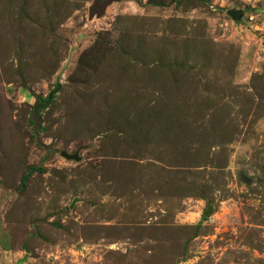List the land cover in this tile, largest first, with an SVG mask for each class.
<instances>
[{
    "label": "rangeland",
    "instance_id": "obj_1",
    "mask_svg": "<svg viewBox=\"0 0 264 264\" xmlns=\"http://www.w3.org/2000/svg\"><path fill=\"white\" fill-rule=\"evenodd\" d=\"M0 264H264V0H0Z\"/></svg>",
    "mask_w": 264,
    "mask_h": 264
},
{
    "label": "water",
    "instance_id": "obj_2",
    "mask_svg": "<svg viewBox=\"0 0 264 264\" xmlns=\"http://www.w3.org/2000/svg\"><path fill=\"white\" fill-rule=\"evenodd\" d=\"M242 14V11H237V10H228L227 11V15L231 18V19H238ZM34 114H32V120L35 122V128L38 129L39 128V120L37 118H34ZM61 156H63L66 159H72V160H78L77 156L75 155H68L65 152H61Z\"/></svg>",
    "mask_w": 264,
    "mask_h": 264
},
{
    "label": "trees",
    "instance_id": "obj_3",
    "mask_svg": "<svg viewBox=\"0 0 264 264\" xmlns=\"http://www.w3.org/2000/svg\"><path fill=\"white\" fill-rule=\"evenodd\" d=\"M89 11H90V14H93V13L96 14V13H100V12L102 11V9L97 10V9L94 8V5H93V6L90 8ZM56 88H58V86H56ZM54 92H55V91H52V92L48 95L47 100H51V97H52V95L54 94ZM35 110H36V109H35ZM30 171H31V169H28V171H27L28 174L30 173ZM28 174H27V175H28ZM27 175H25L24 178H26ZM24 178H23V179H24Z\"/></svg>",
    "mask_w": 264,
    "mask_h": 264
}]
</instances>
